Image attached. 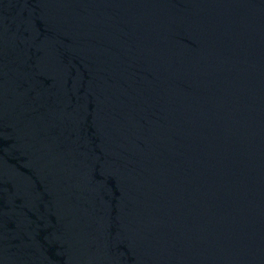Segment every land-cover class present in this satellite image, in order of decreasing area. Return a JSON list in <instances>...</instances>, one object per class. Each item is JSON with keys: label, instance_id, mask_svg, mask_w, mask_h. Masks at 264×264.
I'll return each mask as SVG.
<instances>
[{"label": "water", "instance_id": "95a60500", "mask_svg": "<svg viewBox=\"0 0 264 264\" xmlns=\"http://www.w3.org/2000/svg\"><path fill=\"white\" fill-rule=\"evenodd\" d=\"M0 264H264V0H0Z\"/></svg>", "mask_w": 264, "mask_h": 264}]
</instances>
